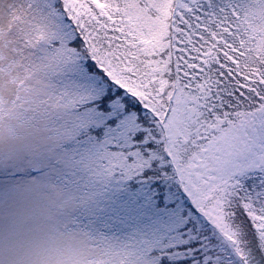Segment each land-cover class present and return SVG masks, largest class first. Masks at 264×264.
I'll use <instances>...</instances> for the list:
<instances>
[{"label": "snow or ice", "instance_id": "obj_1", "mask_svg": "<svg viewBox=\"0 0 264 264\" xmlns=\"http://www.w3.org/2000/svg\"><path fill=\"white\" fill-rule=\"evenodd\" d=\"M0 264H264V0H0Z\"/></svg>", "mask_w": 264, "mask_h": 264}]
</instances>
